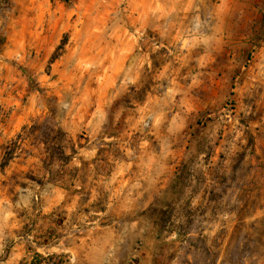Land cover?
Listing matches in <instances>:
<instances>
[{
  "label": "rangeland",
  "instance_id": "1",
  "mask_svg": "<svg viewBox=\"0 0 264 264\" xmlns=\"http://www.w3.org/2000/svg\"><path fill=\"white\" fill-rule=\"evenodd\" d=\"M155 1L0 0V264H264V27Z\"/></svg>",
  "mask_w": 264,
  "mask_h": 264
},
{
  "label": "crops",
  "instance_id": "2",
  "mask_svg": "<svg viewBox=\"0 0 264 264\" xmlns=\"http://www.w3.org/2000/svg\"><path fill=\"white\" fill-rule=\"evenodd\" d=\"M174 4V8L178 9L179 5L181 10H217L223 11L224 15L221 19L222 26L233 27L237 25V21L232 17V11L243 12L245 16L246 26H253L254 23H260L261 27H264V0H157L154 5H158L159 10H166L168 4ZM171 8V7H170ZM241 20V19H240ZM264 32V30H262ZM256 68L257 71L254 77L264 82V48L261 47L257 55ZM120 90L122 93L126 88L125 85H121ZM127 90L123 92L126 94ZM119 93V92H118ZM117 95V94H116ZM116 97V96H115ZM148 155H154L153 152H149ZM157 171V170H155ZM170 171V168L168 169ZM167 176V169L161 170L156 176L151 177L150 187H159L160 184L156 180H161V174ZM169 176V173H168ZM167 176V177H168ZM154 181L156 182H153ZM167 179V178H166ZM165 181V180H164ZM166 183V182H164ZM164 186V184H163ZM150 192V191H149ZM151 193V192H150Z\"/></svg>",
  "mask_w": 264,
  "mask_h": 264
},
{
  "label": "trees",
  "instance_id": "3",
  "mask_svg": "<svg viewBox=\"0 0 264 264\" xmlns=\"http://www.w3.org/2000/svg\"><path fill=\"white\" fill-rule=\"evenodd\" d=\"M64 1H70V0H64ZM38 258H41L40 260H36L35 262H33L32 264H43L44 262H43V259L44 258H42V256L41 255H38ZM61 259L62 257L61 256H59V255H51V256H49L48 258H47V260L49 259V261L50 260H53V261H57L58 259ZM46 259V258H45ZM54 264H59L58 262H54Z\"/></svg>",
  "mask_w": 264,
  "mask_h": 264
}]
</instances>
